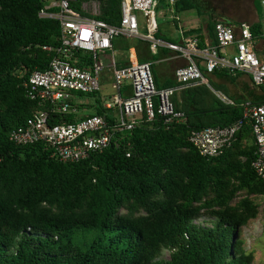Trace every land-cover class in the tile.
Instances as JSON below:
<instances>
[{
  "label": "trees",
  "instance_id": "trees-1",
  "mask_svg": "<svg viewBox=\"0 0 264 264\" xmlns=\"http://www.w3.org/2000/svg\"><path fill=\"white\" fill-rule=\"evenodd\" d=\"M46 1L0 0V264H254L242 228L259 216L253 198L264 197V180L252 167L256 146L249 120L215 158L200 156L189 142L192 131L243 120V102L231 98L234 105H225L206 86L185 84L171 99L184 114L182 123L166 125L156 116L123 132L118 147L76 163L59 162L42 144L9 140L41 111L51 125L79 117L54 113L25 87L59 48L58 23L37 16ZM99 1L96 19L117 25L120 0ZM261 8L255 3L259 21L252 23L253 33L260 30ZM174 9L194 7L179 0ZM217 21H206L214 43ZM200 33L194 28L185 35L197 36L204 47ZM131 40L132 47L146 44ZM76 56V65L86 68L88 58ZM154 83L157 89L174 86ZM79 97L81 114L110 119L99 93ZM261 103L264 98L252 101Z\"/></svg>",
  "mask_w": 264,
  "mask_h": 264
},
{
  "label": "built area",
  "instance_id": "built-area-1",
  "mask_svg": "<svg viewBox=\"0 0 264 264\" xmlns=\"http://www.w3.org/2000/svg\"><path fill=\"white\" fill-rule=\"evenodd\" d=\"M159 1L120 0L117 25L96 19L101 13L99 0L46 1L37 16L58 23L59 48L44 71L30 75L25 87L31 99L48 103L54 113L79 117L72 123L51 125L48 112L41 111L13 130L9 140L18 146L42 144L59 162L76 163L110 145L118 147L123 132L133 131L142 122H153L156 116L162 117L166 125L182 123L184 114L176 110L171 99L185 84L206 86L221 103L234 105L232 99L211 86L210 77L215 71L244 74L254 87H264V60L257 54V44L264 43V10L259 32L253 33L251 24L246 22L217 21L214 24L215 43L200 48L197 37L183 39L180 44L157 37ZM164 1L173 8L179 0ZM118 38L145 42L152 55L167 49L182 57L186 64L175 69L174 86L157 89L151 64L138 62L130 52L126 53V64L119 66L113 48V41ZM77 52L84 55L82 58H88L83 60L88 62L86 68L76 65L81 62ZM106 69L111 73L108 84L112 90L111 100L100 97V102L102 108L110 112V119L81 114L76 106L84 99L79 95H100ZM241 106L243 120L230 127L192 131L189 142L200 156L215 158L231 145L235 133L248 119L256 146L252 167L264 180V103L254 105L244 101Z\"/></svg>",
  "mask_w": 264,
  "mask_h": 264
},
{
  "label": "crops",
  "instance_id": "crops-1",
  "mask_svg": "<svg viewBox=\"0 0 264 264\" xmlns=\"http://www.w3.org/2000/svg\"><path fill=\"white\" fill-rule=\"evenodd\" d=\"M197 2V0H193ZM264 8V0L259 1ZM159 3L156 8L157 10V21H158V36L160 39L174 44L182 43L183 39H188L191 37L197 36H187L185 35L186 31L189 32L191 29L200 28V36L204 41V47L214 44V40L211 37L209 30L207 29V22L205 20L191 21L185 17H181V14L189 13L192 10L176 11L173 8L162 6ZM165 6V7H164ZM162 7V8H161ZM256 11V9H255ZM257 14V13H256ZM202 16V15H200ZM204 16V15H203ZM214 17L212 14L207 15ZM183 18V19H182ZM182 20V22H181ZM259 18L255 22H258ZM252 25V24H251ZM131 39H115L113 41V48L115 51V57L118 65L126 64V47L130 45L128 52L135 55L136 59L141 60L142 63H150L151 71L154 81L157 85L162 88L168 84H173V74L176 68L184 66L186 64L185 60L180 57L178 54L167 50L160 49L157 54L152 55L149 52L148 46L146 44L140 43L132 47ZM198 40V37H197ZM199 44V40H198ZM200 47V46H199ZM264 43L259 42L257 44V54L260 60H264ZM203 48V47H200ZM199 67L202 68V63H199ZM111 73L109 69H106L102 77V88L108 87L110 82ZM211 84L217 88L216 90L221 91L223 94L228 96L230 99L233 98L240 102L244 101H262L264 98V87L256 88L252 85L250 78L244 74H222L220 72H215L210 77ZM91 103V101L89 102Z\"/></svg>",
  "mask_w": 264,
  "mask_h": 264
},
{
  "label": "rangeland",
  "instance_id": "rangeland-1",
  "mask_svg": "<svg viewBox=\"0 0 264 264\" xmlns=\"http://www.w3.org/2000/svg\"><path fill=\"white\" fill-rule=\"evenodd\" d=\"M194 9L189 13L182 11L181 17H185L193 23L194 21L205 20L207 15L212 14L218 21L255 23L257 14L255 3L260 0H189ZM256 7H259L256 5ZM262 9V13L264 8ZM202 15V16H200ZM204 15V16H203ZM261 18V17H260ZM183 19V18H182ZM182 22V20H181ZM183 23V22H182ZM195 23V22H194ZM131 44H133V41ZM112 90L109 87L102 88L100 97L110 101ZM109 95V96H108ZM254 202L259 206V216L242 228V237L245 241V251L253 252L254 264H264V197H254Z\"/></svg>",
  "mask_w": 264,
  "mask_h": 264
}]
</instances>
